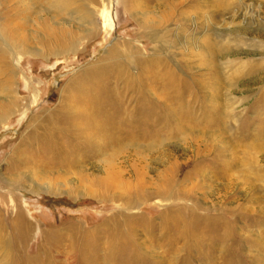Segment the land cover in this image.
Listing matches in <instances>:
<instances>
[{"label": "rangeland", "instance_id": "rangeland-1", "mask_svg": "<svg viewBox=\"0 0 264 264\" xmlns=\"http://www.w3.org/2000/svg\"><path fill=\"white\" fill-rule=\"evenodd\" d=\"M66 1L0 0V264H264V80L215 129L235 184L202 111L264 61V0Z\"/></svg>", "mask_w": 264, "mask_h": 264}, {"label": "bare ground", "instance_id": "bare-ground-1", "mask_svg": "<svg viewBox=\"0 0 264 264\" xmlns=\"http://www.w3.org/2000/svg\"><path fill=\"white\" fill-rule=\"evenodd\" d=\"M74 1H76V0H74ZM70 2H73V1L72 0H68V1H66V3L64 2L65 3L64 5L63 4H57L56 5V8L57 9H60V10H63V8L67 7V3H70ZM76 8H77V6H76ZM76 10H78V9H76ZM236 50H238V49H236ZM207 52H206V56H207L208 59L209 58H213L216 55V51L215 50L212 51L210 49H207ZM229 52L231 53V51H229ZM232 67H234L233 69L231 68L232 69L231 70L232 72L228 73V75L225 76L227 78V79H225L226 82H225V80L223 78L220 77V75H219L218 72L215 71L214 74H211V76L209 77V80L210 81L208 82V84H205V87H206V85L208 86V88L210 87V89H211V91H212L213 94L211 96H207L206 95L205 101L207 103L202 108V111H203V115L204 116H209L210 117L212 114H213V116L218 115V121H216V120H214V121L213 120H210L209 123L206 125V128H207V131H209V134H208V139H210L209 142H213L212 139L214 141L216 140L217 142L218 141H221V142H220V145L219 146H211V145H208L207 148L212 149V154L213 153H217L219 155L223 154V156L221 155L222 156L221 158H224L223 159V161H224V164H223V167H224L223 168V173H224L225 176L223 178L226 179L229 176L227 178L228 181L226 182V180H225V183H224L225 186L226 185L229 186L231 184H235V183H233L234 181H232L231 178L234 176L235 172L237 173L238 170L245 169V167L243 168V166H240L241 163L240 164L236 163V161H235V159H233V157H230L229 155H225V153H229V149H228L227 145L224 144V142H226V140L224 141V139L222 137H219L218 135L214 134L216 132L215 129H219L220 126H222V124L223 125H226L228 121L229 122L230 121L236 122L239 119L240 114L238 115L237 114V111H235V110H236V108H237L238 105H240V104L243 103V99H241V100L240 99H236V89L234 87V84H238L240 81H242L244 79H247V78H250V77H252L253 75H256V74L261 75V76H259L260 77L258 79L259 81L264 80V61L259 62V63H254L252 61H246V62H241V63H237V64H232ZM214 68L216 70L218 69L216 66H214ZM221 84H224L225 87L226 86L227 87L226 88H223V87H221ZM257 94L258 95L264 94V84L259 87V89L257 91ZM216 100H221L222 101L221 106H216L215 105ZM257 110H258V108H256V106H255L252 109V112H255ZM169 116L170 115H168V117ZM166 117H167V115H166ZM95 126H97V125H95ZM222 130H224L223 131V134L226 133V135H227V130L224 127L222 128ZM89 131H91V129ZM96 133H97V130H96ZM256 135L258 137L259 136H264V125L263 126H260V129H259V131L257 132ZM250 139H251L250 135L249 136L246 135L247 142L250 141ZM258 147L259 146H257V144H255V140L254 139L251 142H249L247 145H243V147L241 146V148L244 149V154L246 156H248V158H247L248 160H245L247 162L246 166L249 167V168H251V169L258 167V162L259 161L257 159L256 160H253L254 153L257 151V148ZM234 153H236V152H234ZM229 171H231V172H229ZM228 173H229V175H228ZM248 173L249 172H245L244 175L247 177V174ZM7 240H8V238L3 239L4 242H6Z\"/></svg>", "mask_w": 264, "mask_h": 264}]
</instances>
